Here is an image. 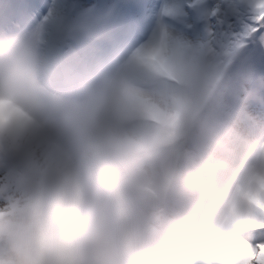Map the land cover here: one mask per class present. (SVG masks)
<instances>
[{"label": "clouds", "instance_id": "1", "mask_svg": "<svg viewBox=\"0 0 264 264\" xmlns=\"http://www.w3.org/2000/svg\"><path fill=\"white\" fill-rule=\"evenodd\" d=\"M35 87L29 42L0 41V152L29 131L21 101L34 104L41 131L60 128ZM213 145L225 146L215 134ZM249 211L209 171L178 189L164 164L127 152L45 161L0 196V264H180L189 249L198 264H234L236 224Z\"/></svg>", "mask_w": 264, "mask_h": 264}, {"label": "rangeland", "instance_id": "2", "mask_svg": "<svg viewBox=\"0 0 264 264\" xmlns=\"http://www.w3.org/2000/svg\"><path fill=\"white\" fill-rule=\"evenodd\" d=\"M6 1L9 4L12 3V0H0V7L3 8L7 4L4 3ZM21 1L19 9L22 12H30L32 21L30 27L19 36L10 37L3 35V31L0 30V40L32 37L31 48L35 54L36 70L46 57L49 58V62L53 60L57 70L60 65V57L76 62L80 58H86L88 61L93 57L90 54L98 50L94 55L95 59L98 58V62L95 60L92 65L89 64L90 68L87 71L81 72V74L87 75V80L83 81L85 76L75 77L76 82H82L78 87L81 92H85L84 99L64 101L57 94L50 99L43 98V110L56 113L64 111L71 104L85 102L93 104L94 100L104 95V98L100 99L99 108L104 106L105 109L95 117L104 132L98 140L101 149L96 154H91V151L88 150L89 157L110 156V153L119 151L114 147V145L118 146L117 142L119 145L123 142L130 143L132 148L127 150L129 154H135L146 165L164 164L168 174L174 179L177 171L184 169L185 177L181 188L185 186L187 177L192 172L186 170L187 161L183 159L180 148H176L174 145L171 147L175 148L168 150L158 147L160 148L158 151L137 155L141 148L166 145L173 141L172 138L180 137V133L171 129L153 128L141 123L129 130H123L125 123L136 116L131 115L122 120L120 116L117 117V112L113 111L115 106L120 107L119 110L122 111L121 108H127L129 103L133 106L134 102H141L146 107H159L171 121L187 123L188 128H196L195 134L191 138L193 143L188 150V156L196 159L207 158L225 161L228 164L226 172L216 178V186L221 192L230 194L238 192L240 187H244L248 190L249 201L255 200L258 202L257 205H264V99H262L259 69L246 62L244 47L238 48L236 53L224 57L219 52L222 43L226 44L227 50L234 51L232 44L227 41L217 42L220 45L218 48L216 41L208 44L198 34L186 35L185 32L169 26L164 20L162 21L161 15L163 14L179 17L182 0H158V7H143L145 15L148 17L145 23L140 22L141 15L138 13L130 16L131 20L119 18L94 23L99 29H105L107 33L115 34L117 38L114 51L105 53L100 50V45L97 42L86 38L80 29V24L84 22L80 17L68 15L61 10L60 5L63 0H32L38 4V7H33L28 3V0ZM144 2L148 3V0H144ZM140 9L142 11V8ZM45 19L53 24L52 31L54 33L49 37L47 32L43 39L39 35ZM66 22L77 24V28L64 35L62 33L65 29L63 23ZM123 25L133 30L141 26L144 33L147 32L144 42H140L133 30L129 31L126 36H121L120 30L124 29ZM70 39L72 40L70 41ZM80 40L92 47L89 54H87L88 51H85L89 50L87 45H83L85 50L79 48ZM43 41H47L53 49L47 55L44 50L40 49H44L40 45ZM146 48L157 49L170 65L182 71L185 81L191 80L204 87L175 88L164 85L165 87L159 90L136 88L134 85L140 81H146L142 75L138 74V69L143 68L140 63L144 59L149 60L145 53L151 49ZM209 50H212V53ZM107 61L113 62L115 69L101 80H97L96 74L102 71ZM146 71L148 72V70ZM149 71L156 73L158 69L151 66ZM226 72L230 77L226 76ZM110 75L114 76L110 77ZM249 78L253 79L255 83H248ZM220 81H223V85L226 83L225 88L218 94L211 95L210 84H213L211 87H214ZM103 82H108V84L115 82L117 88L113 83L108 93L100 92L99 85ZM254 90L258 95L257 99H260V104L253 109L246 102ZM111 96L116 97V102L112 100ZM20 103L23 106L22 110L27 111L28 118L26 120L28 121L23 120L29 125L28 133L37 134V137L30 141L26 139V133L17 137L15 142L27 152V155L33 153L37 168L45 161L63 160L55 158L54 154H50L49 148L41 143V137L38 136L40 129L34 123L37 119L34 104L26 101ZM28 106L31 109H28ZM142 114L149 115L150 111L143 109ZM243 114L248 115L253 124L249 121L247 123L242 117ZM221 127L226 129L223 130ZM187 131L188 129L185 134L190 135L191 131ZM213 134L219 136L224 147L213 145ZM54 135L63 145L69 146L70 151L75 148V140L71 135L65 134L62 128H59ZM17 152L20 150L17 149ZM4 154L6 152H0V196L4 194L5 188L15 186L26 176L20 169L19 162L14 159L9 160ZM71 156L72 154L66 155L65 158L69 160L79 158L75 155L73 158ZM14 162H17L19 169L16 170L17 164ZM162 187L166 188L167 185H162ZM250 209L255 215L264 216V211L260 207L251 206Z\"/></svg>", "mask_w": 264, "mask_h": 264}, {"label": "snow or ice", "instance_id": "3", "mask_svg": "<svg viewBox=\"0 0 264 264\" xmlns=\"http://www.w3.org/2000/svg\"><path fill=\"white\" fill-rule=\"evenodd\" d=\"M33 7L38 4L28 0ZM158 7V0H63L61 10L87 23H101L134 16L142 7ZM182 19L194 34L209 43H242L246 62L259 69L264 99V0H182ZM264 211V205H256ZM241 235L233 236L236 245L234 264H264V216L252 211L236 224ZM180 264H198L189 249Z\"/></svg>", "mask_w": 264, "mask_h": 264}, {"label": "bare ground", "instance_id": "4", "mask_svg": "<svg viewBox=\"0 0 264 264\" xmlns=\"http://www.w3.org/2000/svg\"><path fill=\"white\" fill-rule=\"evenodd\" d=\"M26 14L30 18L25 17V19L31 20L30 12H26ZM20 15H21V11H20ZM52 29H53V24L45 19V22L42 24L39 36L43 37V36L47 35V32H48L49 33L48 35L50 37V35L54 33L52 31ZM32 39H33L32 37H28L26 39L29 42L30 46L32 44ZM43 39H44V37H43ZM39 73L41 76L48 74L51 78L52 77L53 78H59V77L61 78V74H59L58 71L54 72L51 70L50 67H46V66H40ZM113 76L110 75V77H113ZM115 82H111L109 84H108V82L107 83H104V82L101 83L99 85V87H100L99 91L108 93L109 89L111 88V84L113 85V83H114V86L116 87L117 83H115ZM75 86H76V84H74L73 82H70L67 84V87H70V88L75 87ZM50 91L54 92L53 89ZM35 92H36V96L39 98H42V99L44 97H46V98L51 97V94L49 92H47L46 90H44V88L41 87L40 83H36ZM101 97H104V95H101ZM101 97H99V98H101ZM111 98H112V100H114V102H116V97L113 98L111 96ZM98 99L94 100L93 104L91 102H85L83 104L81 103V104H74V105L71 104L70 107L65 108L64 111L56 112V114L61 118V121H62L60 128H62V131L64 133L71 135V137L76 142L75 148L73 150H71L70 152L67 149H65L61 159L69 160V159L65 158L67 153L72 154V156H71L72 158L74 155L76 157H79V158L83 157V156L89 157V155L87 153L88 150L91 151V154H96L101 149V145L98 143V140L104 134V132L102 131L100 123L97 122L95 117H96V114H99V112L101 110H104L105 107L103 106V107L99 108L97 106ZM28 103H30V102H28ZM21 107H23V106L20 103L19 104V109H20L19 116L21 119H24L27 122L28 121V120H26L28 118L27 117V111L22 110ZM28 109H31V107L28 106ZM17 149L20 150V153H22L19 155V156H21L20 161L22 162V165L29 163L31 173L36 171L37 169L35 167V161H34L32 155H29V156L25 155L26 151L25 150L21 151L22 148H20L19 146L16 147L15 150H12V149L8 150L7 153H10V155L12 156L15 154V152H17ZM49 152H50V154H53L56 151L53 148H50Z\"/></svg>", "mask_w": 264, "mask_h": 264}]
</instances>
